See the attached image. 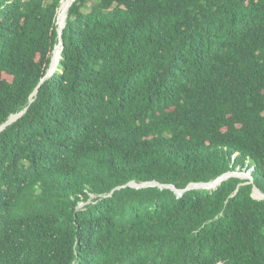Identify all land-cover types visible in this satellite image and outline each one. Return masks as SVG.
Wrapping results in <instances>:
<instances>
[{
	"label": "trees",
	"instance_id": "obj_1",
	"mask_svg": "<svg viewBox=\"0 0 264 264\" xmlns=\"http://www.w3.org/2000/svg\"><path fill=\"white\" fill-rule=\"evenodd\" d=\"M64 1L0 0V264H264V0H74L45 78Z\"/></svg>",
	"mask_w": 264,
	"mask_h": 264
},
{
	"label": "water",
	"instance_id": "obj_2",
	"mask_svg": "<svg viewBox=\"0 0 264 264\" xmlns=\"http://www.w3.org/2000/svg\"><path fill=\"white\" fill-rule=\"evenodd\" d=\"M59 30V29H58ZM59 33H60V42L56 45V47L57 46H59V45H61V52H62V49H63V47H64V42H63V38H62V31H60L59 30ZM56 47H55V50H56ZM55 50H54V52H55ZM53 56H54V54H53ZM61 53H60V58H61ZM54 63V57L52 58V62H51V67H52V64ZM51 67H50V69H51ZM50 69H49V71H50ZM49 71H48V73H47V75H46V77L45 78H47V77H49L50 75H52V73H49ZM37 93V90L35 91V94ZM33 100V99H32ZM31 100V101H32ZM26 110H27V108H25L24 110H22L21 112H18V113H16V114H12L10 117H9V119L4 123V124H2L1 126H0V131L1 130H3L8 124H10V123H12L13 121H15V120H17L19 117H21L25 112H26ZM16 117V119H14V120H12V117ZM231 176H238L237 174H236V172H234V171H230V172H226L225 174H223V175H221V176H219V177H217L216 179H218V178H221V177H224V179L223 180H226L227 178H229V177H231ZM216 179H214V180H216ZM214 180H211V181H209V182H192V183H190L186 188H184V189H179V188H177L175 185H173V184H162V183H160V182H158V181H148V182H142V183H139V182H136V181H131L130 183H128L129 185H131V186H134V187H136V188H141V187H146V186H159V187H161V188H164V187H170V188H172L176 193H178L179 195H182L186 190H190V189H194L193 187H191V184H193V183H210V182H212V181H214ZM222 180V181H223ZM221 184V183H220ZM219 184V185H220ZM121 187V186H120ZM217 188V187H216ZM215 188V189H216ZM255 188H258V187H255ZM254 188V189H255ZM196 189H198V188H196ZM258 190L260 191V189L258 188ZM253 196H254V194H253ZM255 197V196H254ZM255 198H257V197H255Z\"/></svg>",
	"mask_w": 264,
	"mask_h": 264
},
{
	"label": "bare ground",
	"instance_id": "obj_3",
	"mask_svg": "<svg viewBox=\"0 0 264 264\" xmlns=\"http://www.w3.org/2000/svg\"><path fill=\"white\" fill-rule=\"evenodd\" d=\"M72 1H74V0H65V1L63 2V4H62V9H61V21H60V22H61V28H60L61 31L63 30V28H64L65 25H66V22H65V24H64V26H63V19H64V16H65L66 9H67V7L69 6V3L72 2ZM67 18H68V16H67ZM59 47H60V50H59ZM57 53H58V56L56 55ZM60 53H61V45H59V46L57 47V51H56V54H55V57H54V63H53L54 65L52 64V67H51L49 73H52V74H53L54 71L56 70L55 65L57 66V61H58V59L60 58ZM14 119H16L15 116L12 117V120H14ZM223 179H224V177L218 178V179L212 181L211 183H209V184H207V185H203V186H195L194 184H191V187H193V188H210V189H211L212 187L218 185ZM195 184H197V183H195ZM198 184H199V183H198Z\"/></svg>",
	"mask_w": 264,
	"mask_h": 264
},
{
	"label": "rangeland",
	"instance_id": "obj_4",
	"mask_svg": "<svg viewBox=\"0 0 264 264\" xmlns=\"http://www.w3.org/2000/svg\"><path fill=\"white\" fill-rule=\"evenodd\" d=\"M89 8H90V4H88V6H87V10H89ZM236 174L238 175V176H240V178L241 179H243V180H250V179H252V176H251V174H250V171H246V170H241V169H238L237 171H236ZM195 185V184H194ZM200 189H206V190H212V189H210V188H200ZM215 189V188H214ZM253 194H254V196L255 197H257V198H259V199H264V192L263 191H259L258 190V188H255L254 189V192H253ZM93 197H95V195H91V198L87 201V203L88 202H90L91 201V199L93 198ZM83 206V205H82Z\"/></svg>",
	"mask_w": 264,
	"mask_h": 264
},
{
	"label": "clouds",
	"instance_id": "obj_5",
	"mask_svg": "<svg viewBox=\"0 0 264 264\" xmlns=\"http://www.w3.org/2000/svg\"><path fill=\"white\" fill-rule=\"evenodd\" d=\"M16 114V113H15ZM14 122V121H13ZM85 203H82L80 206L84 205Z\"/></svg>",
	"mask_w": 264,
	"mask_h": 264
}]
</instances>
